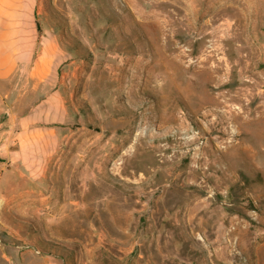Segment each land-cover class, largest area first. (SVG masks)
<instances>
[{
  "label": "rangeland",
  "instance_id": "374dc122",
  "mask_svg": "<svg viewBox=\"0 0 264 264\" xmlns=\"http://www.w3.org/2000/svg\"><path fill=\"white\" fill-rule=\"evenodd\" d=\"M248 2L39 0L67 53L84 199L0 193V264H264V0ZM168 98L182 126L159 123Z\"/></svg>",
  "mask_w": 264,
  "mask_h": 264
},
{
  "label": "crops",
  "instance_id": "0c3cea01",
  "mask_svg": "<svg viewBox=\"0 0 264 264\" xmlns=\"http://www.w3.org/2000/svg\"><path fill=\"white\" fill-rule=\"evenodd\" d=\"M205 1L214 6L205 13H232L239 0ZM247 1L256 13L262 0ZM39 14V0H0V193L38 209H73L84 198L66 169L67 146L79 138L63 88L67 53Z\"/></svg>",
  "mask_w": 264,
  "mask_h": 264
},
{
  "label": "bare ground",
  "instance_id": "6f19581e",
  "mask_svg": "<svg viewBox=\"0 0 264 264\" xmlns=\"http://www.w3.org/2000/svg\"><path fill=\"white\" fill-rule=\"evenodd\" d=\"M213 70H216L217 68H216V66H214L213 68H212ZM167 107H166V110H163L164 112L162 113V114H158V118H159V123L160 124H166V123H169V122H172V121H178L177 123L179 124V125H183V117L182 116H177L176 114H175V111H174V108H175V103H174V101L173 100H171V99H167ZM181 128H184V127H181ZM154 135V134H153ZM138 139V138H137ZM193 140V139H192ZM140 146V145H139ZM150 147V146H149ZM134 148H137V147H135L134 146ZM155 149H157V148H155ZM137 150V149H136ZM146 150V149H145ZM145 150H143V151H145ZM142 151V152H143ZM134 153V152H133ZM132 156H135V155H132ZM149 157V156H148ZM155 157H156V155H155ZM154 157V158H155ZM131 158V157H130ZM126 159V158H125ZM124 159V160H125ZM142 159V158H141ZM168 159V158H167ZM128 161V160H127ZM131 161V160H130ZM147 161V160H146ZM154 162H156L157 164V171L156 172H159L160 170L163 172V169H159V167H163V165H165L166 163H167V160L165 159V158H163L162 157V160H158V159H154L153 160V163ZM142 163V162H141ZM131 164V163H130ZM155 164V163H154ZM142 165V164H141ZM126 166V165H125ZM124 167V166H123ZM165 167V166H164ZM137 169V168H136ZM169 169V168H168ZM156 170V169H155ZM134 171H135V169H134ZM157 174V173H156ZM195 206V205H194ZM196 225V224H195ZM235 228L236 227H234V228H232V230H231V232L232 231H234L235 230ZM220 230V229H219ZM227 244H229V243H227ZM229 246V245H228ZM223 250H224V247H222L219 251H221V252H223ZM216 253H218V252H214V253H212V255L213 256H215V255H217ZM211 257V256H210ZM213 258V257H212Z\"/></svg>",
  "mask_w": 264,
  "mask_h": 264
}]
</instances>
